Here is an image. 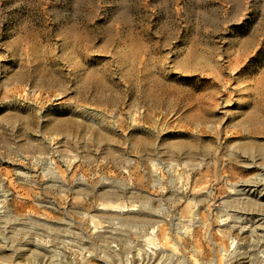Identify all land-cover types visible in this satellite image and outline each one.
Masks as SVG:
<instances>
[{
    "label": "rangeland",
    "instance_id": "1",
    "mask_svg": "<svg viewBox=\"0 0 264 264\" xmlns=\"http://www.w3.org/2000/svg\"><path fill=\"white\" fill-rule=\"evenodd\" d=\"M261 147L264 0H0V264H264Z\"/></svg>",
    "mask_w": 264,
    "mask_h": 264
},
{
    "label": "bare ground",
    "instance_id": "2",
    "mask_svg": "<svg viewBox=\"0 0 264 264\" xmlns=\"http://www.w3.org/2000/svg\"><path fill=\"white\" fill-rule=\"evenodd\" d=\"M258 153L262 154L264 156V148H258L256 150ZM255 151V152H256ZM246 182V181H245ZM257 183V182H256ZM239 186V185H238ZM249 186V184H243L242 186H240V188L237 190L239 194H245V191H247V187ZM237 188V187H235ZM234 188V189H235ZM256 188V187H255ZM254 188V189H255ZM257 190V189H256ZM237 195V194H236ZM250 195V194H248ZM235 196V195H234ZM233 196V197H234ZM240 196V195H239ZM243 196V195H242ZM238 197V196H237ZM241 197V196H240ZM245 197V196H243ZM249 197V196H248ZM238 199V198H237ZM250 200V199H249ZM239 201V200H238ZM259 203V202H258ZM257 203V204H258ZM262 203V202H261ZM1 208V207H0ZM3 209V208H2ZM96 210L101 214V215H110V216H118L120 213L122 212H129V211H132V210H135L134 208L132 207H121L118 203H115V205L110 202V201H106V202H102L99 204V206L96 208ZM240 210V209H239ZM247 210V209H246ZM234 212V211H232ZM251 211L249 212H236V214L234 215V223L236 224V228H239V231H242L244 233H261V232H264V215L263 214H254V213H250ZM139 213V212H138ZM94 216V215H93ZM128 216V215H127ZM96 222V221H95ZM224 223V222H223ZM232 223V222H230ZM233 223V224H234ZM246 223L247 226L245 227V225L243 226V224ZM96 224V223H95ZM107 225V224H106ZM228 225V224H227ZM232 225V224H231ZM100 226V225H98ZM102 226V225H101ZM234 226V225H233ZM229 227V226H228ZM107 228V227H106ZM232 228V227H230ZM98 229V228H97ZM108 229V228H107ZM110 229V228H109ZM233 229V228H232ZM138 230V229H137ZM238 230V229H237ZM108 231V230H107ZM237 232V231H236ZM242 232H239V233H242ZM133 234V233H132ZM246 236L248 234H245ZM249 236V235H248ZM264 236V235H263ZM252 237V236H251ZM254 237V236H253ZM255 238V237H254ZM259 238H262V236ZM263 239V238H262ZM25 242V241H24ZM153 242V241H152ZM24 244V243H23ZM21 245V244H20ZM264 245V244H263ZM263 247V246H262ZM143 252V251H142ZM252 255V254H251ZM134 259V258H133ZM132 259V260H133ZM153 259V258H152ZM249 259V258H248ZM252 259V258H251ZM136 260V258H135ZM250 260V259H249ZM248 260V261H249ZM253 261V260H252ZM133 262V261H132ZM136 262V261H135ZM251 263V261H249ZM141 263V261H140ZM213 263V261H212ZM253 263V262H252Z\"/></svg>",
    "mask_w": 264,
    "mask_h": 264
}]
</instances>
